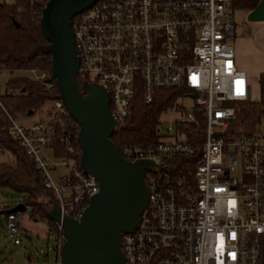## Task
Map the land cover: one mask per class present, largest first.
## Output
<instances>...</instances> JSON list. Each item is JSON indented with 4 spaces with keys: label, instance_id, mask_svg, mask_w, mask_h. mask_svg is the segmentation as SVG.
<instances>
[{
    "label": "built area",
    "instance_id": "2783aa9c",
    "mask_svg": "<svg viewBox=\"0 0 264 264\" xmlns=\"http://www.w3.org/2000/svg\"><path fill=\"white\" fill-rule=\"evenodd\" d=\"M236 11L235 0H96L73 19L79 74L109 91L117 125L126 120L138 90L151 104L157 90L185 86L196 103L164 137L159 126V142L119 148L129 161L155 162L146 173L148 205L136 230L122 235L127 264H264V122L250 127L238 120L240 103L252 99L253 88L236 61ZM26 71L49 92L58 91L46 104V116L31 124L14 116L4 98L20 90L8 83L0 84V109L11 135L42 172L62 217L80 219L100 192L78 159L80 126L52 71ZM190 134L204 140L190 142ZM57 147L66 154L57 155ZM3 157L15 161L0 146ZM54 170L61 171L57 179ZM23 213L34 218L27 205L24 212L6 213L15 244L22 241ZM49 223L56 264H64L66 231L59 222Z\"/></svg>",
    "mask_w": 264,
    "mask_h": 264
},
{
    "label": "water",
    "instance_id": "95a60500",
    "mask_svg": "<svg viewBox=\"0 0 264 264\" xmlns=\"http://www.w3.org/2000/svg\"><path fill=\"white\" fill-rule=\"evenodd\" d=\"M95 2L49 0L41 15L40 24L49 41L51 71L60 97L80 126V165L100 185V192L91 198L80 219L62 217L58 205L49 216L61 223L67 234L62 248L64 264H127L122 235L136 230L148 205L146 173L155 162H132L123 156L112 139L117 121L109 91L99 83L78 80L80 58L75 47L73 19ZM249 20L264 21V0L250 11ZM25 209V203H18L6 213Z\"/></svg>",
    "mask_w": 264,
    "mask_h": 264
},
{
    "label": "trees",
    "instance_id": "16d2710c",
    "mask_svg": "<svg viewBox=\"0 0 264 264\" xmlns=\"http://www.w3.org/2000/svg\"><path fill=\"white\" fill-rule=\"evenodd\" d=\"M260 0H235L237 9L253 10ZM47 2H32L18 0L12 5L0 4V66L11 73L26 70L29 67H40L51 70L52 55L48 49L49 41L41 28V15ZM22 7V10L20 8ZM20 24V25H19ZM88 80V75L79 74L81 83ZM8 85L19 89L20 94L14 97H5L4 103L14 116L34 115L40 109L58 96V91L49 92L43 84L33 80L30 76H15ZM24 90V91H23ZM261 95L259 100H249L240 103L238 120L244 125L254 127L264 122V73L260 77ZM189 93L185 86L178 88H162L157 90L155 100L145 104L141 90H138L130 111L123 123L117 125L113 141L118 148L124 144H151L160 141L158 128L161 114L172 107L179 96ZM30 111L33 113L30 114ZM199 129L206 127V121L201 116ZM191 129L195 124L190 125ZM11 129L6 114L0 109V146L3 155L7 151L13 153L15 161L0 159V191L9 189L23 197L21 203L34 209V218L49 219L50 211L58 203L52 190L44 183V177L37 169L36 163L11 135ZM193 137L189 141L193 142ZM194 141L202 142L204 136L199 134ZM78 159L81 158V149L77 141ZM57 155L66 154L64 148L57 147ZM196 159V158H195ZM0 207L4 214L15 207Z\"/></svg>",
    "mask_w": 264,
    "mask_h": 264
},
{
    "label": "rangeland",
    "instance_id": "374dc122",
    "mask_svg": "<svg viewBox=\"0 0 264 264\" xmlns=\"http://www.w3.org/2000/svg\"><path fill=\"white\" fill-rule=\"evenodd\" d=\"M4 70V69H3ZM29 76L26 70L11 73L5 69L0 75V84L5 85L7 81L15 76ZM183 94L178 97L176 103L165 110L160 117V128L164 137L170 125H176L185 116L186 111H193L196 107L192 96ZM260 89L256 86L252 90V100L259 99ZM46 105L34 115L19 116L23 122L31 124L39 118L46 116ZM5 159V158H4ZM23 197L16 192L3 189L0 191V206H12L22 201ZM22 218V241L15 244L14 239L7 227L6 214L0 211V264H56L57 241L49 224L42 218H31L27 213L21 214Z\"/></svg>",
    "mask_w": 264,
    "mask_h": 264
},
{
    "label": "crops",
    "instance_id": "0c3cea01",
    "mask_svg": "<svg viewBox=\"0 0 264 264\" xmlns=\"http://www.w3.org/2000/svg\"><path fill=\"white\" fill-rule=\"evenodd\" d=\"M250 11L240 8L236 11L234 47L238 67L246 72L252 88L256 86L260 89V77L264 73V21L249 20ZM46 153L52 154L50 151ZM52 174L57 179L61 171L54 170ZM43 220L50 224L49 219Z\"/></svg>",
    "mask_w": 264,
    "mask_h": 264
}]
</instances>
